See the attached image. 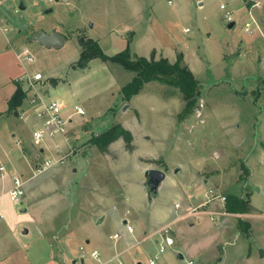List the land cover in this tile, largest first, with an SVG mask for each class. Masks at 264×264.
I'll return each mask as SVG.
<instances>
[{"label": "rangeland", "instance_id": "rangeland-1", "mask_svg": "<svg viewBox=\"0 0 264 264\" xmlns=\"http://www.w3.org/2000/svg\"><path fill=\"white\" fill-rule=\"evenodd\" d=\"M49 7L52 11L45 13ZM246 22L253 32L246 31ZM39 29L62 33L64 46L47 48L35 41ZM81 38L97 41L108 55L126 47L170 62L184 55L183 63L199 82L196 109L180 119L181 93L158 81L124 100L120 89L134 72L100 58L79 68ZM26 50L33 61L25 59ZM35 72L43 79L35 82L34 92L61 99L65 113L74 105L85 113L73 118L66 139L57 135L36 144L32 124L22 120L31 111L26 96L11 115L16 128L10 131L20 132L16 138L23 137L37 154L32 164L40 166L49 156L65 159L38 175L37 180L46 179L33 206L43 216L26 226L29 233L0 232V264H97L90 255L94 248L106 253L104 248L126 237L141 239L157 231L175 217L171 208L177 201L198 204L230 193L244 198L253 193L249 211L229 212L225 202L213 200L211 209L227 214L180 221L163 252V236L155 234L134 248L136 257L121 259L148 264L159 255L156 264H264V5L249 0H0V76L20 86L16 77ZM113 123L131 131L132 150L121 138L106 153L91 144ZM9 145L16 148L15 142ZM95 159L94 178L81 181L91 176ZM147 168L165 171L156 196L144 186ZM103 192L115 193V199L98 198ZM23 205L0 201V209L19 215L25 214L19 212ZM99 209L104 219L96 223ZM126 222L134 226L132 233ZM242 222L249 225L246 232L240 230ZM114 232L121 236L111 239ZM48 250V262L42 263Z\"/></svg>", "mask_w": 264, "mask_h": 264}, {"label": "crops", "instance_id": "crops-1", "mask_svg": "<svg viewBox=\"0 0 264 264\" xmlns=\"http://www.w3.org/2000/svg\"><path fill=\"white\" fill-rule=\"evenodd\" d=\"M21 3H22V1H21ZM253 29L254 28H252V32H253ZM183 60H184V55H183ZM12 81H13V79H12ZM12 81L9 82L7 77L0 76V165H2L4 167V170L0 171V201H1V199L6 198L9 202L14 203L10 200L9 194H8V191L13 186L14 177H19L20 180H22L23 190H24V193L22 195V201H21V204H24V205H23V207L19 208V212L20 213L24 212L25 214H22V215L14 214V211L12 210V208L0 209V232L8 230L9 232H11V235L13 236V233L18 234L17 233L18 230H21L23 235L29 233L30 229L26 226L34 223L33 219L35 217L38 218L40 216L42 218V216H43L41 214L40 210L38 209L39 207H35V206H33V204H34V200L37 197L39 198V195L41 194V188L40 187L45 182V179H46L45 176H43L42 178L37 180L38 175L42 174V172H45L46 169L42 170L40 172L37 171V169H39L42 164L39 166L37 164L31 163V156L36 157L37 154H34V151L32 150V148H30L27 145L28 143L25 140H23L24 139L23 137L22 138L21 137L16 138V135L20 132H18L16 134L15 132L10 131V127L12 129L16 128V125L14 124V122L11 119L12 118L11 115L15 114L16 111L15 110H11V111L7 110V108H8L7 102H8L10 96L12 95V93L14 92V90L16 88V86H15L16 84H14ZM130 101H131V99H130ZM17 114H18V111H17ZM22 120H28V121H30V124L34 123L32 114H29V116L27 118H25V115H23ZM72 125L75 126V123L74 124L72 123ZM9 132H11V134H9ZM21 134H23L22 129H21ZM48 140L49 139H47V141ZM47 141H44V143L47 144ZM13 142H15L16 148H13L9 145L10 143H13ZM23 142L26 144H23ZM68 147H70L69 140H68ZM44 149H45V145H42L41 147H39V152H43ZM60 151H61V149L57 151V154ZM77 153H81V152H77ZM72 154L74 155V154H76V152L75 153L73 152ZM49 157H47V158H49ZM140 157L141 156L138 157L139 161H140ZM47 158H45V159H47ZM91 164H93V168H94L89 173V174H91V176L89 178L87 177L88 179H80L81 181L90 180V179L94 178V175L96 172L95 168L97 166L96 165L97 164L96 159L94 161H92ZM57 167H59V166H57ZM70 168H71V172L77 171V169L74 167V164ZM144 168H146V167H144ZM88 172L89 171H86L84 175H86ZM197 173H198V171H197ZM35 179H36V181H35ZM209 181H210V179H204V183H208ZM35 190L38 191V195L36 197L33 196V193ZM207 192L208 191L203 190V196L206 197ZM97 194H98V198H100V199H106V198L111 199V197L115 193H112V195L110 193H104V192L103 193H97ZM253 196H254V194L252 193V195L250 197L252 198ZM207 197H206L205 201L198 203V204H191L189 201H191L192 199H188L189 201L187 199H185V200H187L186 202L177 201L176 203H174L173 207L171 208V211H172L171 213L175 217L172 220H170L169 222L170 223H171V221L175 222L176 218L180 214L185 212L187 209L197 207V206L205 203L208 199ZM251 198H250V202H251ZM112 199H115V197H112ZM177 203L180 205L179 208H176V206H175V204H177ZM210 204L212 206V202L209 203V205ZM208 206H205V208H208V210H210L211 207L210 206L208 207ZM252 207H253V205H252ZM22 209H24V210H22ZM97 211L100 212L97 215V216H99V217H97V219H99L101 214L104 212V210L99 209ZM90 214L96 216L95 213L93 212V210H90ZM201 216H199L198 218L190 219V220L191 221H197L198 219H201ZM103 217H104V215L101 218H103ZM205 217H206V215H205ZM207 217H208V215H207ZM183 220H186V219L176 221V223L183 221ZM125 221L126 220H123V223H125ZM176 223H174L173 227H175ZM190 224H192V223H190ZM27 228L29 230H27ZM175 228L177 229L178 227H175ZM24 229H26L28 232H25ZM34 233H36V230H34ZM143 233H145V232H143ZM151 233H153V232H151ZM16 237H17V235H16ZM17 238H19V237H17ZM40 238L44 240L45 244H47V247H48V243H47L46 239L42 238V237H40ZM143 238H145V237H143ZM143 238H141V239L135 238L134 239V238L126 237L121 243L108 245V247H106L107 249L104 248L105 249L104 251H106V253L102 252L101 250H99L97 248H94L93 250H98L100 252V258L102 260L108 259L113 254H119L120 259H121L123 254L130 255L131 258H134V257H136V254H134L133 250L136 246H138L140 244L139 242ZM17 240L19 241V239H17ZM87 242H88V240H87ZM49 256H50V252L48 250L47 258L42 263L48 262ZM82 261L83 260H81V262ZM95 261L97 263V260H95ZM121 261L123 262L122 259H121ZM24 263H29V261L27 260ZM123 264H124V262H123ZM137 264H141V263L137 262Z\"/></svg>", "mask_w": 264, "mask_h": 264}, {"label": "trees", "instance_id": "trees-1", "mask_svg": "<svg viewBox=\"0 0 264 264\" xmlns=\"http://www.w3.org/2000/svg\"><path fill=\"white\" fill-rule=\"evenodd\" d=\"M79 45L81 47L78 59L79 68H85L92 58H100L102 61L119 64L123 69L134 72L133 78L120 89L124 100H130L132 96L138 94L145 83L158 81L177 89L181 93L184 103L181 112L178 114L180 119L187 117L196 109L200 97L199 82L188 66L183 63L182 54H178L176 60L170 62L166 57L155 59L153 55L149 58L138 56L131 53L128 47L115 54L108 55L102 50L97 41L90 38L79 39ZM25 96L26 93L21 86L16 85L7 102V110H15L17 106L22 104ZM120 138L124 141V145L128 150L134 148L131 131L120 123L111 124L99 134L93 136L90 141L101 153H106L108 146ZM249 197V195L244 198L233 193L228 194L225 196L226 210L237 213L249 211ZM241 225L240 230L246 232L249 225L244 222Z\"/></svg>", "mask_w": 264, "mask_h": 264}, {"label": "built area", "instance_id": "built-area-1", "mask_svg": "<svg viewBox=\"0 0 264 264\" xmlns=\"http://www.w3.org/2000/svg\"><path fill=\"white\" fill-rule=\"evenodd\" d=\"M47 2H53L54 0H46ZM254 1V5H264V0H249ZM221 9H225L226 6L224 4H220ZM228 15V12H227ZM250 23H245V29L248 32H252V29L250 28ZM25 59L28 62L33 61V57L31 54L26 50L25 51ZM43 74L41 72H35L30 76H22L16 77L15 80L17 83L21 86L23 91L26 93V98L28 100V104L30 105V114L33 115V122L32 126V132L31 137L32 140L35 143H39L43 141L44 139H50L57 135H60L62 138L66 139L65 135L69 132V127L73 123V118L77 115H84V110L82 107L74 105L73 109L68 110L67 113H65L66 109L65 106L62 103L61 99H46L45 95L39 94L37 92H34L35 89V82L42 80ZM26 87L22 85V83ZM32 90V93H31ZM45 94V93H44ZM67 142V140H66ZM41 147V146H40ZM65 156L56 155V157H49L47 159H44L41 167L37 169V171H42L47 168L60 166L64 163ZM4 167L0 165V171H3ZM24 193L23 190V182L20 180L19 177H14L13 179V186L8 191L9 198L14 203H21L22 201V195ZM213 200H217L220 203L225 202V196H211L207 199V201L197 207H193L190 209H187L185 212L180 214L176 221L182 220V219H193L198 218L201 215H208V217L211 220H215L218 216L222 214H227L225 211H215V210H208V208H205V206H208L209 203H211ZM176 208H179L180 205L177 203L175 204ZM175 222L168 223L161 228H159L157 231L147 235L146 237H152L155 234H160L163 236V243L159 246V253L163 252L164 249L173 243V239L170 236V231H172L173 225ZM125 229L127 232L132 233L133 232V226L128 224L126 222ZM121 236L120 232H114L110 235L111 239H117ZM145 237V238H146ZM143 238V240L145 239ZM155 242H158V240H155ZM91 257H93L95 260H97V264H123V262L120 259L119 254H113L108 259L102 260L100 258V252L98 250H92L90 252ZM82 256H85V253L82 254ZM159 259V255L155 256L154 258H150L148 264H156V260Z\"/></svg>", "mask_w": 264, "mask_h": 264}, {"label": "water", "instance_id": "water-1", "mask_svg": "<svg viewBox=\"0 0 264 264\" xmlns=\"http://www.w3.org/2000/svg\"><path fill=\"white\" fill-rule=\"evenodd\" d=\"M20 7L23 8L24 5L21 3ZM52 8L49 7L45 10V13L51 12ZM234 22L229 23V27H232ZM35 41L40 43L41 45H44L47 48H54L59 49L63 47L65 43V36L58 32V31H52L50 33L45 32L44 30H37V32L32 36ZM127 106V104L124 105ZM178 171V169H175ZM165 178V171L156 169V168H148L144 171V186L146 188V192L148 195L156 196L158 194V188L161 182ZM24 210V209H22ZM101 217L97 219V223L101 221ZM25 232H27L26 229H24ZM181 257V255H180Z\"/></svg>", "mask_w": 264, "mask_h": 264}]
</instances>
